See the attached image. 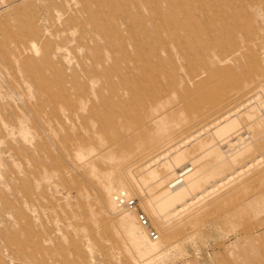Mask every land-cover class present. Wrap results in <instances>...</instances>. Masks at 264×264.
<instances>
[{
  "label": "rangeland",
  "instance_id": "374dc122",
  "mask_svg": "<svg viewBox=\"0 0 264 264\" xmlns=\"http://www.w3.org/2000/svg\"><path fill=\"white\" fill-rule=\"evenodd\" d=\"M247 102L264 108V0H0V264H264V131L256 110L217 123ZM245 132L232 179L160 208L174 168L212 174Z\"/></svg>",
  "mask_w": 264,
  "mask_h": 264
},
{
  "label": "bare ground",
  "instance_id": "6f19581e",
  "mask_svg": "<svg viewBox=\"0 0 264 264\" xmlns=\"http://www.w3.org/2000/svg\"><path fill=\"white\" fill-rule=\"evenodd\" d=\"M254 110H256L257 112L255 113V117L251 120V127L253 129H256V130L264 131V108L259 109L255 102H247L244 105H240V106H237L236 108H233L229 112L225 113L223 115V117H221L217 121V123H219V125L220 124L223 125L224 128L221 129L223 132L224 131H230V130L232 131L235 128L236 124L241 119H244L245 117H247L249 115V112L250 111L252 112ZM238 134L232 135L229 138L228 143L225 144L221 148V151L215 152V157H216V159H218L219 163H216L214 165V166L217 165L218 168L216 170L214 169L212 174L206 175V170H205L206 167L204 166V164L197 165L196 170L192 175H189V173L194 170L193 163H191V162L185 163L184 165H182L180 167L178 166V167L174 168L172 171H175L176 178L173 179L168 184L167 190H165L163 192H157L158 200L161 202L160 208L164 209L167 206H170L172 204L184 201L185 198L188 197L194 190L201 188L204 185L205 181L209 178H211L212 181L210 180L208 182L209 185L205 189V192H207V193L210 192L211 190H213L214 188L223 185L225 182L229 181L230 179H232L233 174L230 173L228 175L223 176V170L229 169V168L233 167L235 164L239 163L240 159L244 155L251 152L250 150L252 149V146H253V144H244L243 145L244 141H248L251 139L250 134L248 132H245L244 134H241V133H238ZM193 140H194V138H192V140H187V142L182 144L181 148L186 147V145H190V143ZM200 145H202V143H199L198 147ZM191 147H192V145H190L189 151L181 152V154L179 155V158H178L179 161H183L184 159H186L187 156L190 153L194 152L195 148H197V146L192 147V148ZM223 161H226V163L221 164V162H223ZM255 161L256 160H250L249 162H247V164H244L241 167L236 168L234 171L236 173L241 172L244 169H246L250 166H253ZM165 166H168V165H165ZM167 170L168 169H166V168L161 169L159 171V173L160 172L166 173ZM129 186H130L131 191L136 194V196L138 197V199L140 200V202L142 204V207L144 208V210L148 214V218L150 219V223L153 225H156L161 218L160 210L152 208V210L150 212L148 209L150 208L151 202L149 200H147L146 198H144L143 196H141L139 193H137L139 191V188L137 187V185L135 183L133 184L131 182ZM119 192H125L127 194L126 191H118L113 195L111 201H112V203L116 209L121 210V211H126V210H122L124 208L118 207L116 202H115L114 197ZM132 198H135L136 200H138L136 197H132ZM149 219H148V221H149ZM150 223H149V226H150ZM143 229H145L147 231V234H148V229H146V228H143ZM158 232H160V230ZM157 235L159 238V233H157ZM148 237H149V234H148Z\"/></svg>",
  "mask_w": 264,
  "mask_h": 264
},
{
  "label": "built area",
  "instance_id": "2783aa9c",
  "mask_svg": "<svg viewBox=\"0 0 264 264\" xmlns=\"http://www.w3.org/2000/svg\"><path fill=\"white\" fill-rule=\"evenodd\" d=\"M114 198L118 207L135 211L136 220L140 224V226L148 229L149 237L152 240H157L158 235L149 226V221L146 215L142 211L137 209V200L135 198L128 197L125 192L117 193Z\"/></svg>",
  "mask_w": 264,
  "mask_h": 264
}]
</instances>
